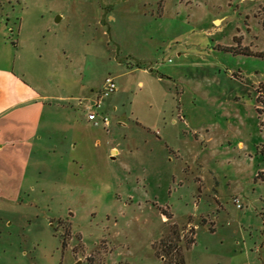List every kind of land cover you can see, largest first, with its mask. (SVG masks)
I'll list each match as a JSON object with an SVG mask.
<instances>
[{
    "label": "rangeland",
    "instance_id": "1",
    "mask_svg": "<svg viewBox=\"0 0 264 264\" xmlns=\"http://www.w3.org/2000/svg\"><path fill=\"white\" fill-rule=\"evenodd\" d=\"M262 53L264 0H0V125L37 96L0 134V264H264Z\"/></svg>",
    "mask_w": 264,
    "mask_h": 264
},
{
    "label": "crops",
    "instance_id": "2",
    "mask_svg": "<svg viewBox=\"0 0 264 264\" xmlns=\"http://www.w3.org/2000/svg\"><path fill=\"white\" fill-rule=\"evenodd\" d=\"M91 91H93V89H91ZM36 98H37V96H28V97H25L22 100H20L19 105L23 106V108L22 107H15L12 111L9 112V115L7 116L8 121L4 122V124L2 123L0 125V134L4 128H6V130H8L9 128L15 127V124H18V123L23 124V123L30 122L28 120L29 117L27 116L28 112H27V110H24V109H26V108H24L25 107L24 105L30 104L31 102H35ZM88 98H89L88 100L91 102L92 99H94L95 97L93 98V95L88 94ZM26 107H28V105ZM111 107H113L114 110H116V109L118 110V105H116V104H114V106H111ZM75 124H76V128L81 131L83 137L88 136V134H90L94 131L93 128H91L92 127L91 125H93V123L88 119V117H87V121L83 120L80 123H75ZM7 125L9 128L7 127ZM91 129L93 130L92 132H91ZM118 151H119V148L117 146H112V153L117 154Z\"/></svg>",
    "mask_w": 264,
    "mask_h": 264
},
{
    "label": "built area",
    "instance_id": "3",
    "mask_svg": "<svg viewBox=\"0 0 264 264\" xmlns=\"http://www.w3.org/2000/svg\"><path fill=\"white\" fill-rule=\"evenodd\" d=\"M117 88L118 86L115 77L113 75H108L104 80L101 92L98 96L92 99V104L87 110V117L94 126L108 129L111 125V119L109 115L100 109L103 107V97L116 92ZM234 201L240 205L237 198H235Z\"/></svg>",
    "mask_w": 264,
    "mask_h": 264
},
{
    "label": "trees",
    "instance_id": "4",
    "mask_svg": "<svg viewBox=\"0 0 264 264\" xmlns=\"http://www.w3.org/2000/svg\"><path fill=\"white\" fill-rule=\"evenodd\" d=\"M261 55H264L263 53ZM259 95H258V102L261 104V106L257 107V110L259 112V114H263L264 113V99L262 96L264 91L262 89L258 90ZM262 124L264 125V121L262 122ZM169 238V237H168ZM166 239L163 242V245L165 246L163 249L166 250L167 248H171L172 250V257L174 258V262L175 264H186L185 262V257L182 254L180 248H179V244L176 242H171L170 239Z\"/></svg>",
    "mask_w": 264,
    "mask_h": 264
}]
</instances>
